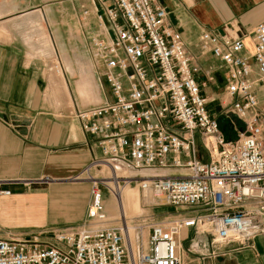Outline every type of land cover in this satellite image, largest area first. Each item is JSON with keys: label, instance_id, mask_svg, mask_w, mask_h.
Returning a JSON list of instances; mask_svg holds the SVG:
<instances>
[{"label": "built area", "instance_id": "built-area-1", "mask_svg": "<svg viewBox=\"0 0 264 264\" xmlns=\"http://www.w3.org/2000/svg\"><path fill=\"white\" fill-rule=\"evenodd\" d=\"M93 2L104 15L98 16L102 36L90 44L110 99L74 108L82 132L97 137L99 157L82 173L90 195L117 196L111 182L117 190L133 186L146 204L178 214L129 222L121 210L118 226H111L96 207L88 224L53 231L48 241L0 240V264H183L186 243V256L202 263L250 248L264 237V22L248 46L206 31L198 38L200 54H210L223 72L221 114L240 128L230 122L233 135L226 139L195 80L199 69L190 66L156 0ZM165 171L173 174H158ZM129 224L137 240L133 260ZM184 232L190 235L183 240Z\"/></svg>", "mask_w": 264, "mask_h": 264}, {"label": "crops", "instance_id": "crops-1", "mask_svg": "<svg viewBox=\"0 0 264 264\" xmlns=\"http://www.w3.org/2000/svg\"><path fill=\"white\" fill-rule=\"evenodd\" d=\"M156 2L180 35L190 66L199 69L195 80L205 99L222 97L223 72L210 54H200L198 38L206 31L244 39L248 46L254 28L264 22V0ZM103 15L93 0H0V190L9 191L0 196V240L82 226L96 207L112 212L104 205L108 194L92 197L82 175L99 157L97 137L84 134L74 118L75 107L110 99L90 44L102 36ZM52 55L63 65L54 74L42 60ZM26 227L37 229H19ZM190 264H264V237L254 238L250 248L202 263L196 257Z\"/></svg>", "mask_w": 264, "mask_h": 264}, {"label": "rangeland", "instance_id": "rangeland-1", "mask_svg": "<svg viewBox=\"0 0 264 264\" xmlns=\"http://www.w3.org/2000/svg\"><path fill=\"white\" fill-rule=\"evenodd\" d=\"M33 31H34V29H31V31H29V35L30 36H34L35 35L33 33ZM44 35H45V33H44ZM249 41L250 40L248 39V43H249ZM33 44H34L33 46L35 48H37L38 51L42 49V47H40V45L37 44V46H36L35 43H33ZM35 56H37V55H35ZM42 60L44 61L43 62L44 63L43 64L44 65V68L47 71L51 70L50 72H52V74H54V72H55V66H57L58 63H60V65H62V63L59 62V60L54 55H52L51 57H46L45 60L44 59H42ZM61 70H62V68H61ZM62 74H63V70H62ZM60 81L62 82V80H60ZM207 92H208V94L210 93L209 91H207ZM63 96L65 97V99L67 100L68 105L70 106V104H71L70 97L67 95L66 92H65V95H63ZM220 98L218 99V97H215V98L213 97V99H211L210 96H209V98H207V109H208L210 115L212 117H214L215 119H217V121L220 123V125L222 127V131L224 133V136H225V132L224 131H228L229 130L228 126L230 125V122H232V123L235 124V127L237 128V131H240L239 125L236 124L231 117L222 116L221 111H220V108H219ZM197 155H198V157H200L201 160H204V155L199 150H198ZM127 174L128 175H134V173H132V172H128ZM158 174H163V173L162 172H159ZM95 176H96V174H95ZM107 198H108V200H107V202L104 205H106L108 203V204H110L111 209H112L113 205L115 206L114 199L110 195H107ZM137 198H138L137 201L136 200L135 201H131L130 200V201H127V202H128L129 205L134 206L135 208L139 207L138 208L139 209L138 211L141 210L140 209V205H139V204H141L142 211L136 213L135 215H128L127 216V220L129 222H131L132 219H134V218H136L138 216H143V215L151 216V220L153 222H160L161 220H163L166 217H172V216L178 214V211L175 210V209H172V208L165 209V208H162V207H153L151 201H149V203H148L149 205L146 204L145 200L142 197L141 192H139V191H137V197H136V199ZM112 210H114V209H112ZM91 213H94V211L91 212ZM106 214L108 215V218L110 219V216L111 215H114L115 213L113 211V213H111V214L108 213V212ZM89 222H87L85 224H88ZM118 224H119V222H114V221H112L111 223H109V225H111V226H116V225L118 226ZM129 227L131 228V232H130L131 233V240H132V243L134 245L135 253H136V248H137L136 232L132 230L133 229V225L132 224H129ZM19 229L20 230H23V232H25V231H30V229L31 230L32 229H35L36 230L37 228L36 227H29V228H27L26 227V228H19ZM51 235H52V232H39V233H35V234H28V238L34 236V237H37L39 239H43L45 241H48V239L51 237ZM184 237H185V233H183V235H182L183 240H184ZM126 240H127V238H126ZM189 248H190V245L189 244L186 243L185 245H183V251H184L183 252L184 254L182 256L183 264H190L191 260L195 259V257H190V256L188 257V256H186L185 250L186 249H189ZM181 254H182V252H181Z\"/></svg>", "mask_w": 264, "mask_h": 264}, {"label": "bare ground", "instance_id": "bare-ground-1", "mask_svg": "<svg viewBox=\"0 0 264 264\" xmlns=\"http://www.w3.org/2000/svg\"><path fill=\"white\" fill-rule=\"evenodd\" d=\"M96 88H97V85H96ZM126 175L127 176H133V175H128V174H126ZM109 185L111 187H113L115 189V191L117 192V196L113 197L114 202H115L114 203L115 206L113 205L112 209H114V210H112V212H108V213L111 214L114 211V213H115L114 215L110 216V219H109L110 221H115L118 218V212L121 211V210H123V213H124V216L126 217V219H127L128 215H135L136 213L142 211L141 204H139L141 210L138 211L139 207L135 208L134 206L129 205L128 202H127V201H130V200L131 201H135V200L137 201L138 200V198L136 199L137 191H138L136 187H124V188H119L117 190L116 187L114 186V183L111 182V184H109ZM104 212H106V211H104ZM121 216H122V214H121ZM121 220H123V219L121 218ZM127 228H128V230H126L127 231L126 244H127L128 250H129V254H130L131 260H133L136 257V253H135L134 245H133L132 240H131V233H130L131 232V228L129 226H127ZM144 244H145V242H143V245Z\"/></svg>", "mask_w": 264, "mask_h": 264}, {"label": "trees", "instance_id": "trees-1", "mask_svg": "<svg viewBox=\"0 0 264 264\" xmlns=\"http://www.w3.org/2000/svg\"><path fill=\"white\" fill-rule=\"evenodd\" d=\"M219 125H220V123H219ZM220 128L222 130L221 125H220ZM228 128H229L228 131H224L225 132V138L226 139H230L232 137V135H233V132H232V129H231L230 125L228 126Z\"/></svg>", "mask_w": 264, "mask_h": 264}]
</instances>
